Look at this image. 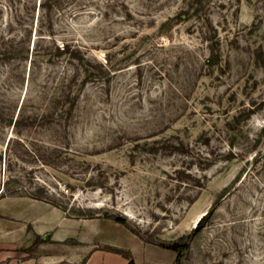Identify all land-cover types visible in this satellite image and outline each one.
<instances>
[{
  "label": "rangeland",
  "instance_id": "1",
  "mask_svg": "<svg viewBox=\"0 0 264 264\" xmlns=\"http://www.w3.org/2000/svg\"><path fill=\"white\" fill-rule=\"evenodd\" d=\"M39 1L0 0V190L55 200L79 236L0 264H85L103 211L171 241L218 194L177 264H264V0Z\"/></svg>",
  "mask_w": 264,
  "mask_h": 264
},
{
  "label": "crops",
  "instance_id": "2",
  "mask_svg": "<svg viewBox=\"0 0 264 264\" xmlns=\"http://www.w3.org/2000/svg\"><path fill=\"white\" fill-rule=\"evenodd\" d=\"M74 218L63 215V211L42 199L29 195H6L0 197V246H7V256L18 253V249L30 247L36 236L50 237L52 244L68 243L78 238ZM86 224L87 237L82 240V247L89 248L90 254L85 264H97L96 256L102 257L101 264H127L128 259L121 253L101 248L104 245L130 250L135 264H160L155 246L131 232L123 224L103 218L95 226L93 221L82 219ZM77 236V237H76ZM96 241V244L94 243ZM30 249V248H29ZM72 250V249H71ZM3 250H0V254ZM56 255L49 254L41 259V264H50ZM25 264H37V259L28 257ZM167 262V261H166Z\"/></svg>",
  "mask_w": 264,
  "mask_h": 264
},
{
  "label": "trees",
  "instance_id": "3",
  "mask_svg": "<svg viewBox=\"0 0 264 264\" xmlns=\"http://www.w3.org/2000/svg\"><path fill=\"white\" fill-rule=\"evenodd\" d=\"M39 5L43 6V2H41V0L39 1ZM7 43H5L6 45L2 48V50H0L1 53H10L12 50L15 49V45H14V39L10 38V37H6L5 38ZM56 48L59 50V53H66L69 52V56L72 59H78L81 60L82 62H85V57L84 56H80V49L76 46L74 47H70V45L66 42H63L62 44H56ZM21 50H27L29 49V45L23 46L20 48ZM46 53H50L49 51H47ZM30 60L32 61V58H30ZM87 62V61H86ZM31 66H29L30 69ZM4 188H2L0 190V194L2 193V196L5 194H15L12 192H7V193H3ZM44 189L41 188L40 192H43ZM20 195H29L31 197L34 198H38V199H43L45 201L50 202L51 204L61 208L62 210L66 211V207L61 205L60 203L56 202L55 200L49 199L47 197L42 196V194H28V193H23ZM221 194L217 195V198L214 200V202L212 203V205L210 206V208L208 209V211L206 213H204L199 220L197 221L196 225L191 229V231H189L188 233L182 234L179 237L171 240V241H167V240H154L151 238H147L144 237L142 233H140L138 230H136L134 227H132L129 223L128 218L123 215V214H116V213H109L108 211H103L101 213V215L105 218H109L112 219L116 222H119L121 224H124L128 229H130V231H132L134 234L138 235L141 239H143L144 241L147 242H151L154 244H157L161 247L164 248H168V249H172L175 252V257H174V264H177L180 262L184 251L190 248V241L193 237V234H195V232H197L198 230H200L202 228V226L205 224V222L208 220L209 216H210V212L212 210V207L215 205L216 201L218 200V198L220 197ZM69 215V214H68ZM101 215H95L93 213H84V212H80L78 213L76 216L81 217V216H87V217H94V216H101ZM70 216V215H69ZM46 239L44 237H37L36 240L34 241V243H37L39 241H45ZM107 248L111 249L112 251L121 253L122 255H124L125 257L128 258V262L127 264H135L133 258H132V254L130 253V251H126L122 248L119 247H114L111 245H107Z\"/></svg>",
  "mask_w": 264,
  "mask_h": 264
},
{
  "label": "bare ground",
  "instance_id": "4",
  "mask_svg": "<svg viewBox=\"0 0 264 264\" xmlns=\"http://www.w3.org/2000/svg\"><path fill=\"white\" fill-rule=\"evenodd\" d=\"M203 212H200L199 215L197 216L196 220L199 219L201 217Z\"/></svg>",
  "mask_w": 264,
  "mask_h": 264
}]
</instances>
